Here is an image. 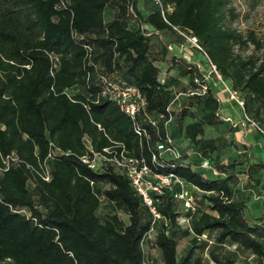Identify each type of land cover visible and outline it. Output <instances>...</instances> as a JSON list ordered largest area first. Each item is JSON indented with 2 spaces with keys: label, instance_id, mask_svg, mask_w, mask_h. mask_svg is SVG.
Returning <instances> with one entry per match:
<instances>
[{
  "label": "trees",
  "instance_id": "16d2710c",
  "mask_svg": "<svg viewBox=\"0 0 264 264\" xmlns=\"http://www.w3.org/2000/svg\"><path fill=\"white\" fill-rule=\"evenodd\" d=\"M230 2L161 0L159 8L152 0H0V168L8 156L18 160L0 171V264H143L147 246L158 250V264H198L195 251L209 234L217 247L235 246L253 264H264V209L249 217L247 201L234 186L238 171L251 179L264 163H248L243 154L205 176L186 162L178 139L208 157L225 139L202 137L204 128L224 121L209 85L191 94L203 82L200 66L159 39L167 34L183 40L178 31L195 37L209 64L240 95L243 113L264 128V37L231 27ZM101 77L132 85L144 96L136 123L147 139L136 135ZM179 77L188 81V89L178 91L181 102L174 91ZM159 115L170 117L167 127ZM165 133L180 157L164 155L152 163ZM86 141L95 152L123 145L154 172L191 185L198 203L184 209L166 191L155 203L163 218L153 223L124 173L112 167L91 171L79 161ZM56 150L67 155L48 158ZM44 164L48 181L37 174ZM103 200L119 207L127 222L117 213L99 217ZM180 210H186V229L178 223ZM189 236V248L178 257L179 240ZM211 260L237 263L230 253L212 254Z\"/></svg>",
  "mask_w": 264,
  "mask_h": 264
},
{
  "label": "rangeland",
  "instance_id": "374dc122",
  "mask_svg": "<svg viewBox=\"0 0 264 264\" xmlns=\"http://www.w3.org/2000/svg\"><path fill=\"white\" fill-rule=\"evenodd\" d=\"M142 1L143 0H141V3ZM141 3L139 7L143 9L144 5ZM229 7L235 15L233 19H231L229 15L227 17L233 29L242 33L251 30L254 31L258 37H264V0H231ZM145 9L146 7L142 10L143 13L147 11ZM159 39L170 46L174 55L182 57L192 64H198L200 66L199 71H201L204 76L209 77L208 85L214 90L219 100L220 108L218 114L222 121H224L223 123H216L212 127L204 128L202 137L213 138L218 135H223L225 139L222 147L218 151L211 153L208 157L201 155L199 150L195 146L190 145L187 140L182 138L178 139L177 146L184 155H187L186 162L190 163L195 171L205 176H214L220 173L228 163L243 154L248 156V163H264L263 138L256 129L244 123L242 111L229 99L223 83L214 76L211 65L200 50L195 49L184 40L176 37H168L167 34H162ZM162 69L163 72L161 77L165 75L164 67H162ZM223 82L226 86L230 87L226 81ZM185 88L188 89V81L185 78L179 77L178 81L174 84V91L178 97L177 102H181V99L184 98L183 95L178 94V91H182ZM238 97L241 99L240 95H238ZM227 119H230V121ZM190 122V119L186 120V123ZM227 123L232 127H237V130H230ZM257 125L262 129L261 131H264V128L261 127L259 123H257ZM244 167H246V165H244L243 168ZM243 168L240 167L237 170ZM234 186L241 191L243 198L247 201L248 216H258L264 209V171L254 175L251 179H248L244 174L238 171V178ZM185 190L189 192L194 202L198 203L199 195L196 190L190 187H185ZM180 212L182 215L178 218V223L183 229H186L189 223L185 216H183L186 210H180ZM113 213H117L124 222H127V216L119 207L110 205L103 200L97 210V215L103 217ZM191 237L192 236H189L179 240L178 257L184 254L189 248ZM202 239L203 242H205V246L199 247L195 251V258L199 261L198 264H214L211 260L212 254L221 257L226 253H230L235 257L237 261L236 264L254 263L252 257L247 253L236 250L235 246L217 247L214 243V234L205 235ZM145 253L148 256L147 259L150 261L149 264L159 263V253L156 248L147 246L145 247Z\"/></svg>",
  "mask_w": 264,
  "mask_h": 264
},
{
  "label": "built area",
  "instance_id": "2783aa9c",
  "mask_svg": "<svg viewBox=\"0 0 264 264\" xmlns=\"http://www.w3.org/2000/svg\"><path fill=\"white\" fill-rule=\"evenodd\" d=\"M152 2L161 8V0H152ZM178 35L192 47L200 50L195 37L182 31H178ZM87 51L89 55V61L92 62L93 57L91 50L87 48ZM211 67L214 76L223 83L229 99L232 100L243 113V103L241 99H239L238 94L230 87L226 86L215 67L213 65H211ZM202 76L203 82L199 84L200 89L191 94H202L206 91L209 83V77L204 75ZM101 81L105 86V93L108 95V97L116 103L122 113L127 115L134 122V131L136 135L140 138L144 137L147 139V130L140 127L136 123V118L146 105V100L141 92L132 85H125L115 81L111 82L106 77H101ZM243 116L244 123H246V125L260 131L255 122L250 120L244 113ZM164 118V115H159V120H163L164 127H167L171 119L170 117H168L167 120ZM227 120L230 121V119ZM148 123L152 127H156L157 121L149 119ZM85 144L87 152L84 155L78 157L79 161L91 171H102L107 167H112L114 171L124 173L130 181L131 188L141 198L143 204L149 208L152 214L153 223L163 218L155 206V203L158 202L157 197L162 196L166 191L171 193L173 199L179 202L184 209H193V198L189 192L185 190V187H193L185 183V181H183L181 178L175 176L174 174L165 175L154 172L144 162L143 159L139 160L129 157L124 146L121 144L115 143L112 147L104 148L101 152L93 151L87 141ZM116 149H119V151H116ZM156 151L157 153H153L151 155L152 163H156L158 158L164 155H168L173 159L180 157L179 151L173 145V141L169 137L168 133H165L164 139L162 141H158L156 143ZM55 153L67 155V153L56 150L49 153L48 158ZM16 162H18V160L14 156L6 157L3 162L4 168H0V171L7 170L11 163ZM43 166L42 172H37V174L44 181H48V169L45 164ZM151 232L152 230L149 232V237ZM149 263L150 261L147 258L143 262V264Z\"/></svg>",
  "mask_w": 264,
  "mask_h": 264
}]
</instances>
